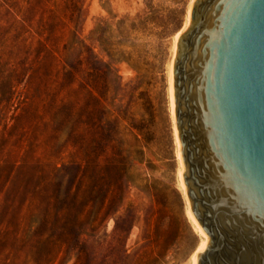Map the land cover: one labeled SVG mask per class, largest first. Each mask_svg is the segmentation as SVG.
<instances>
[{"label":"rangeland","instance_id":"obj_1","mask_svg":"<svg viewBox=\"0 0 264 264\" xmlns=\"http://www.w3.org/2000/svg\"><path fill=\"white\" fill-rule=\"evenodd\" d=\"M190 1L0 0V264H46L36 247L53 250L52 264H191L200 235L168 94ZM127 106L139 161L125 173L133 182L110 184L113 119Z\"/></svg>","mask_w":264,"mask_h":264},{"label":"water","instance_id":"obj_2","mask_svg":"<svg viewBox=\"0 0 264 264\" xmlns=\"http://www.w3.org/2000/svg\"><path fill=\"white\" fill-rule=\"evenodd\" d=\"M172 106L195 264H264V0H193Z\"/></svg>","mask_w":264,"mask_h":264},{"label":"trees","instance_id":"obj_3","mask_svg":"<svg viewBox=\"0 0 264 264\" xmlns=\"http://www.w3.org/2000/svg\"><path fill=\"white\" fill-rule=\"evenodd\" d=\"M97 100L99 98L97 97ZM114 128L111 132L109 143L112 145V147L115 149L116 153L118 154L119 165H115L114 173L110 172L108 174V181L110 184H115L118 182V180L121 178L120 175H123V180L125 184L129 185L130 182H133L132 180H129L125 177V173L130 170V168H133L134 164L139 161L138 158L134 155V149L138 148V145L136 143L139 142V128L136 126L134 122L133 115L130 113V107L125 108V112L123 114H119L118 116L114 117ZM118 132L120 135L119 141H116V133ZM124 136V139H123ZM117 142V143H114ZM119 152V153H118ZM99 154L96 155V160L98 159ZM98 166V165H97ZM95 167V173H94V184L93 187L95 190L100 192V182H101V174L99 171V167ZM106 196L103 199H99V202L95 204V215L92 220V225L98 223L102 218L104 217V214L106 212ZM111 202V201H110ZM113 203H117L115 208H113L111 211V214L114 215L118 212L120 209L122 203H123V196L122 194L117 195L116 198L112 201ZM54 253L53 250L50 248H44L40 249L39 247H36L33 252V260L35 261H45L46 264H51L54 262ZM40 262V263H41Z\"/></svg>","mask_w":264,"mask_h":264},{"label":"bare ground","instance_id":"obj_4","mask_svg":"<svg viewBox=\"0 0 264 264\" xmlns=\"http://www.w3.org/2000/svg\"><path fill=\"white\" fill-rule=\"evenodd\" d=\"M192 2H193V0L190 1V4L187 8L186 18H185L183 27L174 35V38H173V56H172V60L170 61L169 74H168L169 75L168 94H169L170 112H171V117H172V121H173V128H174V139H175V143H176V152H177V158H178V177H179V183H180V186H181V189H182L184 195H185V186H184V183L182 181V176H181L182 162H181L180 155H179V140H178V136H177V132H176L175 119H174L173 106H172V61H173V58H174L175 53H176V42H177L178 36L188 26V20H189V14H190V8H191ZM185 199H186V209H187L188 217L200 235V242H199L198 246L196 247V249L194 250V252L192 253L191 258H190L191 264H195L194 261L197 259L198 253L202 250V248L207 243V236L205 235V233H203L201 231L197 222L195 221L193 216L190 214L189 203H188L186 195H185Z\"/></svg>","mask_w":264,"mask_h":264}]
</instances>
